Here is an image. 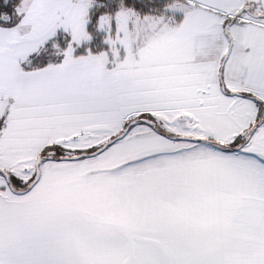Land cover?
<instances>
[{"label":"snow or ice","instance_id":"obj_1","mask_svg":"<svg viewBox=\"0 0 264 264\" xmlns=\"http://www.w3.org/2000/svg\"><path fill=\"white\" fill-rule=\"evenodd\" d=\"M0 264H264V0H0Z\"/></svg>","mask_w":264,"mask_h":264}]
</instances>
